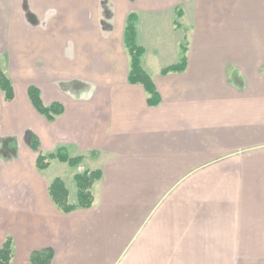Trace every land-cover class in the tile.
Masks as SVG:
<instances>
[{"label": "crops", "instance_id": "obj_1", "mask_svg": "<svg viewBox=\"0 0 264 264\" xmlns=\"http://www.w3.org/2000/svg\"><path fill=\"white\" fill-rule=\"evenodd\" d=\"M0 0V247L30 264H264V0ZM135 10L142 64L161 95L128 81ZM177 10L181 26L177 25ZM187 37L186 68L178 63ZM64 112L48 120L27 88ZM64 147L44 169L30 147ZM57 162V163H56ZM100 169L94 202L65 212L49 187ZM76 186V184H75Z\"/></svg>", "mask_w": 264, "mask_h": 264}, {"label": "trees", "instance_id": "obj_2", "mask_svg": "<svg viewBox=\"0 0 264 264\" xmlns=\"http://www.w3.org/2000/svg\"><path fill=\"white\" fill-rule=\"evenodd\" d=\"M182 12L177 10V25L181 26L180 17ZM138 13L135 10L129 12L127 16L126 26L124 30V44L130 55V69L128 72V81L131 83L142 84L146 93L147 101L150 105H158L161 102V95L151 76L142 64V56L145 52L144 46L137 41V23ZM188 50V40L184 37L181 43V57L178 63L168 65L162 68L161 72L166 74L170 71H183L186 68V54ZM0 87L4 92L6 100H12L15 96L12 79L6 70L0 66ZM28 96L41 114L48 120H54L56 116L64 112L65 106L59 101L46 104L42 98L41 91L38 86L31 84L27 88ZM30 147L38 150L36 160L37 167L44 169L54 158L67 161L72 166H80L81 156H73L68 153L64 147H59L55 151L44 152L39 149V138L35 133H31L29 137ZM102 171L100 169H89L86 167L79 168L74 175L76 184L75 200L69 201L62 196L65 195V187L62 179L56 177L50 184L49 190L55 204L63 211L68 212L80 207H90L95 199L93 185L96 180L101 178ZM54 251L51 247H46L32 251L30 255V264H50L53 259ZM13 257V238L7 235L4 243L0 247V264H10Z\"/></svg>", "mask_w": 264, "mask_h": 264}, {"label": "rangeland", "instance_id": "obj_3", "mask_svg": "<svg viewBox=\"0 0 264 264\" xmlns=\"http://www.w3.org/2000/svg\"><path fill=\"white\" fill-rule=\"evenodd\" d=\"M105 3H106L107 5H109V4H110V0H107ZM56 163H57V162H56ZM65 165H66V169L64 170V172L61 171L57 166H53V167L49 170L48 174H49V175H53V174H60V173L62 172V174H64V176H65V180L67 181L68 186H69L71 192L76 191L77 188H76V186H75V184H74V182H73V176L71 177V179L68 177V173H69V171H70V170H68V169H71V167H69L68 164H65Z\"/></svg>", "mask_w": 264, "mask_h": 264}]
</instances>
